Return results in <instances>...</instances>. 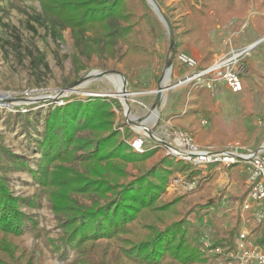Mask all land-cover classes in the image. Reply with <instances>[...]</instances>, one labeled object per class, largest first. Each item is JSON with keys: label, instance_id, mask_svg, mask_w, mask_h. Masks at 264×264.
<instances>
[{"label": "trees", "instance_id": "16d2710c", "mask_svg": "<svg viewBox=\"0 0 264 264\" xmlns=\"http://www.w3.org/2000/svg\"><path fill=\"white\" fill-rule=\"evenodd\" d=\"M39 2L42 11L35 16L36 22L56 36L64 28L71 30L76 66L79 55L115 58L119 43L125 50L116 60L122 65L128 81L134 70L153 64V15L144 0ZM193 2L198 3V0ZM251 4L264 12V0H200L199 9L185 0L179 2L178 7L188 5V9L182 18L184 30L176 39V54L182 45H192L201 55L198 68H206L210 60V55L205 53L210 43L206 27L212 24L223 26L244 17ZM263 30L256 28L257 37L251 42L263 36ZM38 59L41 61L42 57ZM247 61V57L242 59L243 64ZM80 67L79 70L83 69ZM158 77L154 76L155 82ZM185 91L202 98H196L194 107L173 115V129L187 131L201 115L206 119L205 123H209L205 135L211 134L213 140L220 139L219 136L244 137L242 131L227 134L216 129L209 97L204 94L208 90L191 86ZM63 100L64 104L55 103L43 118L42 131L34 143L40 152L34 162L35 168H29L24 156L15 155L0 144V264H10L2 259L12 260L15 264L17 252L18 264L37 263L34 253L25 245H18L23 239L25 221L33 227L35 235L40 233L30 211H22L25 206H35V200L12 195L4 175L21 169H27L36 187L44 191L60 229L59 244L72 247L75 253L72 264H213L204 250L203 234L194 219H201L207 209L218 206L224 197L220 196L225 193L223 190L212 197V189L206 184L216 174L201 178L202 183L194 188L204 192L196 191L197 203L193 207L199 209L192 210L195 214L191 221L182 210V206L187 205L184 196H177L169 202L158 199L174 171L181 170L187 179L194 175L190 164L163 157L156 166L140 169L136 177L128 180L127 163L142 164L155 150L135 152L126 140L135 134L123 124L125 136L115 129L116 115L112 107L119 110V103L95 97ZM247 103L246 98L243 108ZM213 169L214 166L209 165L207 171L213 172ZM231 169L229 177L242 185V191L228 199L240 204L247 193L244 176L237 170V165ZM76 194L90 199V205L78 203L73 198ZM204 197L207 202L201 206L198 201ZM239 219L237 214L235 222L213 235L211 243L232 251ZM252 231L258 242L264 241V224L257 225ZM101 238L107 242L96 244L95 241ZM45 240L52 243L47 237Z\"/></svg>", "mask_w": 264, "mask_h": 264}, {"label": "rangeland", "instance_id": "374dc122", "mask_svg": "<svg viewBox=\"0 0 264 264\" xmlns=\"http://www.w3.org/2000/svg\"><path fill=\"white\" fill-rule=\"evenodd\" d=\"M144 1L153 15L154 39L151 41V49L154 51V62L146 67L134 70L130 75L131 80L128 81L126 72L116 60V57L125 50V47L120 43L117 46L115 58L111 59L97 55H92L88 58L79 55L77 56L78 65L76 66L73 61L76 51L71 30L64 28L56 36L49 33L42 24L35 21V16L42 11L39 0H0V144L5 149L15 155L24 156L29 162V168H35L34 162L39 158L40 152L37 151L34 143L38 134L42 131L43 118L48 109H51L55 103L58 105L64 104L63 98L70 101L73 97L78 99L95 97L112 99L119 103V110L116 107H112V110L116 115L114 127L120 132L122 137L126 135L125 129L122 127L123 124L135 136L142 135L144 137V150H155L142 164L134 166L131 163H127L128 180L136 177L140 173V169H150L156 166L161 158L171 157L164 150H161L162 146L148 133L137 130L135 126L126 121L123 103L119 97L112 95L116 92V87L109 76L92 77L85 85L77 87L75 91L67 93L66 96L58 95L60 90L66 88L69 83L78 78L86 74L108 70H118L122 73L126 78L128 91L145 92L155 90L154 87L157 81H154V76H160L168 54V34L166 27L159 20L157 14L146 0ZM155 1L170 18L176 39H179L184 30L182 18L186 15L188 5L178 7V3L183 0ZM185 2L194 4L196 9L200 8V0H198V3H194L193 0H185ZM251 7L256 8L258 14L247 18V12L244 17L240 18L241 26H232V30L238 31L239 27V31L226 39L222 47L223 52H227L230 47L244 46L242 45L244 43L250 44V41L257 37L255 29H264V16L261 15L264 12L258 10L254 4H251ZM189 14L191 13L189 12ZM243 25H247L244 31ZM215 26L217 25L212 24L206 27V33L209 34ZM184 45L177 49L178 53L189 55ZM39 56L42 57L41 61L38 59ZM247 58L248 61L242 64L244 73L242 76L243 90L241 92L233 93L224 86L219 85L213 92L204 93L209 97L210 111L216 122V129L227 134L242 131L244 137L225 138L219 136L218 138L220 139L213 140L211 134L209 136L205 135L207 132L205 130L208 128L209 123H205L206 119L198 115L193 126L186 129V132L193 136L198 146L223 147L229 142L240 141L251 149H256L264 141V41L254 47ZM200 59H195L197 64L200 63ZM80 66L83 69L79 70ZM186 73L187 68L178 64L174 59L170 80L177 84ZM191 86L177 85L166 93V100L160 110L158 128L154 131L159 140L164 141V128H172L171 118L175 113L184 112L194 107L196 98H202L186 93L185 90ZM152 96L154 94L149 93L129 96L132 115L142 116L148 112L153 103L151 100ZM246 98L248 103L243 108V102ZM136 102L147 103L148 108L147 110L145 109V113L139 110L141 106ZM136 110L143 114L139 113L138 115L135 112ZM202 121H204V124H202ZM152 124L153 119H149L145 126L150 128ZM135 136H129L126 140L129 142ZM192 169L194 175L190 179H187L185 173L181 172V170H176L169 175L165 189L158 199L162 202H169L177 196H184L187 205L182 206V210L186 212L185 217L193 221L194 212L199 209V207H193L197 203L195 196L197 192H201V194L204 192V190L194 188L202 183L201 178L202 180L206 177L209 178L213 173L216 175L213 179H208L206 183L212 189L211 196L220 194L222 190L225 193L220 195H224V197L218 206L207 209L201 219H194V222L199 225L203 236L210 240L221 229L235 222L237 214L240 217L239 228L252 227L251 224H247L243 220L238 201L228 199L229 196L236 195L242 191V185L229 177L230 170H232L231 166L216 168L213 169V172H208L204 169ZM237 170L240 171L239 167ZM240 174L244 176L241 171ZM4 175L12 195L35 200V206H25L22 211H30L37 222L38 228H40V233L35 235L33 227L28 221H25L26 227L23 239H20L18 245H25L29 251L36 255V264H72L75 253L72 247L59 244L60 229L57 226L58 222L52 213L44 191L36 187L37 184L33 181L29 171L21 169L15 172H6ZM193 181L195 186L189 188L188 185L192 184ZM244 187L246 188V185ZM73 198L83 205H90L91 203L90 199L81 195H73ZM198 202L201 206H204L207 200L204 197ZM192 210L195 211L193 212ZM46 237L52 243H47ZM106 242L104 238L95 241L98 245H103ZM18 254L19 252L15 253L14 256V259L16 258L15 264H18L19 258L16 257ZM2 260L12 264V260Z\"/></svg>", "mask_w": 264, "mask_h": 264}, {"label": "built area", "instance_id": "2783aa9c", "mask_svg": "<svg viewBox=\"0 0 264 264\" xmlns=\"http://www.w3.org/2000/svg\"><path fill=\"white\" fill-rule=\"evenodd\" d=\"M263 41L264 36L244 46L230 47L224 55L211 61L204 69L198 68L197 61L191 56L177 53L175 60L187 68V73L172 88L177 85H192L213 92L221 85L233 93L241 92L244 73L242 59L248 57L250 51ZM163 140L166 145H160L167 155L190 164L193 168L206 171L209 165H213L214 169L234 165L239 167L247 188L239 209L245 223L252 227L238 229L232 251L214 246L203 236L204 250L213 264H264V241L258 242L257 235L252 231L257 225L264 224V141L256 149H251L240 141L229 142L223 147H200L191 134L170 127L163 129ZM144 143L142 135L129 141L131 148L138 153L144 151ZM188 186L194 187L195 182Z\"/></svg>", "mask_w": 264, "mask_h": 264}, {"label": "water", "instance_id": "95a60500", "mask_svg": "<svg viewBox=\"0 0 264 264\" xmlns=\"http://www.w3.org/2000/svg\"><path fill=\"white\" fill-rule=\"evenodd\" d=\"M148 5L154 10V12L157 14L159 20L164 24V26L167 29L168 34V54L165 58L162 72L157 80L156 88L153 91H145V92H134V91H128L126 88V78L122 75V73L118 70H108V71H101L96 72L92 74H86L77 80L69 83L66 88L59 91V96H66L67 93L75 91V89L79 86L85 85V83L92 77L95 78H101V77H108L111 74H116L122 77V88L118 95H121V102L124 106V112H125V119L126 121L135 126L139 127L142 125H145L146 121L149 119H153V124L150 128H148L147 133L155 139L159 144L166 145V143L162 140H159L157 136L155 135L154 131L158 128L159 119H160V110L161 106L163 105L164 101L167 97V92L172 89L174 85H176V82L170 80V75L172 71L173 62L176 55V35L174 31L173 24L170 20V18L164 13L160 6L157 4L155 0H146ZM118 93V92H117ZM142 93H149L154 94V101L151 105V108L148 112L143 114L142 116H133L130 109L129 104V96H135ZM117 95V96H118Z\"/></svg>", "mask_w": 264, "mask_h": 264}, {"label": "crops", "instance_id": "0c3cea01", "mask_svg": "<svg viewBox=\"0 0 264 264\" xmlns=\"http://www.w3.org/2000/svg\"><path fill=\"white\" fill-rule=\"evenodd\" d=\"M256 14H258L256 11V8L251 7L250 10L248 11L247 18L249 16H254ZM261 15L264 16V13H261ZM241 24H242V22H240V19H233V20L229 21L226 25H223V26L217 25L214 28H212V30L208 34V36L210 38L208 50L205 51V53H208L210 55V60L208 61L209 64L211 61H213L216 58H220L225 53L222 51L223 43L226 42V39L229 38V36L237 34V32L239 31V27H238V31H235V30H232V26H235V25L241 26ZM260 37H262V36H260ZM251 41H250V43H251ZM242 45H247V43H244ZM184 48L188 50L189 56L193 57L194 59L199 60L201 58V55L192 46L185 44ZM151 87H153V86H151ZM154 88H156V85ZM151 100L154 101V96H152ZM136 103L141 106V107H139V110L144 111L143 113H145V109L147 110V108H148L147 103L146 104H143L141 102H136ZM135 112L138 115L140 113L137 110ZM143 113H140V114H143ZM161 150H163V149L161 148Z\"/></svg>", "mask_w": 264, "mask_h": 264}, {"label": "bare ground", "instance_id": "6f19581e", "mask_svg": "<svg viewBox=\"0 0 264 264\" xmlns=\"http://www.w3.org/2000/svg\"><path fill=\"white\" fill-rule=\"evenodd\" d=\"M263 37V36H262ZM109 78L111 80V82L115 85L116 87V92H114L112 95H115V97L119 94L121 88H122V77L116 74H111L109 75ZM118 92V93H117ZM111 94V93H110ZM117 97L121 98V95H118ZM148 122V120L146 121V123ZM137 130H141L142 132L147 134V129L148 127H146L145 125L139 126V127H135Z\"/></svg>", "mask_w": 264, "mask_h": 264}]
</instances>
